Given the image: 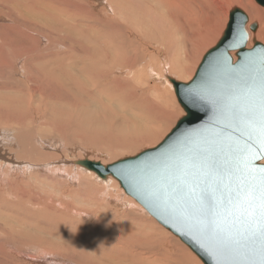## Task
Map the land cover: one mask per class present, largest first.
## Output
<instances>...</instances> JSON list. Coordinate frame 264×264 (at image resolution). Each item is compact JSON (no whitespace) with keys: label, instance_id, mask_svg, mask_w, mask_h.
<instances>
[{"label":"rangeland","instance_id":"obj_1","mask_svg":"<svg viewBox=\"0 0 264 264\" xmlns=\"http://www.w3.org/2000/svg\"><path fill=\"white\" fill-rule=\"evenodd\" d=\"M104 1L105 0H88L86 7L89 13L91 8L90 5H91L92 8L96 10L100 15L99 8L106 6L105 4H102ZM199 2L201 1H198L195 7H190V6L179 7L178 9L180 13L186 14L188 18H186V15H182V17L179 18L178 15V18L176 19L177 22L175 26L172 28L167 23V16L164 17L163 15H160V12H157L149 5L145 7L144 5L141 4L139 0H133L132 2L127 1L125 2V4H123L126 6L123 15H128L131 19H127L129 25L128 27H125L122 24L120 26L125 30L129 28V30L132 31L135 30L134 23L135 24L139 23L141 27H145L148 23H150L148 25V28H144V29L148 30L152 35H154L156 39L152 40L149 39L148 37H145L144 38L145 41L141 43L142 50H140V48H137L138 47L137 43L135 44L134 41L133 42L136 46L130 43L128 44L130 48H127V52L124 54L127 58L130 59V56L132 54H135V47H136V52L140 54L142 57L146 56L147 61L149 63L141 60V62L143 61L144 63V64L141 63L142 65L141 67L143 68L139 67V64L136 63L137 66L136 69H139V71L138 72L134 71V72L137 73V75H139L140 80L137 82L135 79V83L134 85H132V87L135 89L134 91H132L133 97H130V100L127 101V104L124 103L121 104L120 100L113 97L112 99L114 101L112 102L114 106L111 107L115 111H117V109L124 108L125 110L130 112L131 109H134V107H137V105H139L138 110L137 111L135 110V113L140 114V116H142V118L145 120L144 123L147 124L146 129L148 130L159 129L160 131L158 132L156 137L152 139L153 140L152 142L148 141L146 143H142V141H135V140L123 141L121 138H118L116 142L117 143L119 142V144L116 145L90 143L89 140L84 139L85 137L83 135L85 136L88 135V132L91 128H89V130L85 128L84 131L81 130V132H79L78 134L77 133L75 134L74 132L66 131L63 134H55L52 132L51 135H48L45 131H43L41 138H43L44 141L36 140V145L41 146L42 151L46 153H54L55 155L59 156V160H57V162L51 163L52 167H50V169L51 168H52L51 170L54 169L53 173L49 172L50 169L48 168L45 172H41L38 170V173H33L34 171H30V173H28L27 176L25 177H21V175L16 174V177L7 176L6 178H3L5 177L3 171L5 169H0V224H1L0 227L2 228V230H0V249H1L0 251L1 252L3 251L2 253L0 252L1 253L0 264H14L17 261L18 264H41L37 262H30L28 260H23L20 256H18L16 250H19L20 255L23 254L25 257L27 255L26 253H28L29 251L32 252V248H33L32 245L28 242V240L27 241L25 240L30 237L24 238L22 235L17 234L18 233L17 231H20L18 230V228L21 229L24 228L28 232V228L30 230L33 227L38 228L42 226L45 227V229L43 227V230L45 232L43 234L50 236V239L60 244V247L53 248V251L50 252L51 253L50 255L51 258H49L50 264H54L55 261L56 264H66V263L75 264L73 258L75 257V253H67L64 250V247L71 248L73 245H76L79 246V248L83 247L84 249L82 250H85L86 252L88 250L86 248L88 247L97 248L98 246H100V244L103 245L107 244L109 246L106 247V249L108 250V251L105 250L106 252L104 251L101 252L100 250L101 253L105 254V256L103 255L100 257L101 264L102 262L104 263L105 261L106 262L104 264H108V263L110 264V262L111 264L112 263L115 264V262H118V264H137V263L149 264V262L151 264H174V263L183 264L182 262H184L185 260H179V259L176 260L174 258H171L169 256V253L171 252V250H173V248L170 250L165 246H163L164 249L162 252H158V255H151L150 258L147 260V263L139 259H136L134 261L130 260L128 261V263L125 262L124 259L126 260V258L124 254H122V252L123 253L125 252L124 251L125 248L121 247L122 245L119 243L116 246L115 243L117 241L114 240L113 238H112L113 240L110 239L109 236L115 237L118 234L121 235V239H122L123 233L126 232L134 235L135 241L145 236H147V238L151 240L150 233L153 232L154 234H158L160 236L162 234L164 238L169 237L172 240L175 239L174 241H176V243L180 247L183 246L186 247V245L183 244L180 240H178V238L174 236L170 231H168L163 226H161L148 213H145L144 210L140 211L139 209L141 208V206H139L136 203L140 207L139 208L137 207V205L132 204L131 201H135V200L124 193V190L121 188L118 181L115 180L114 178L111 177L113 179V183L110 182L111 184H109L108 186H104L102 182L96 180L95 178L89 177L90 175L88 176L87 173H83V176L84 177L86 176L85 177L86 179L83 177L81 178L79 176L78 177L79 179L73 183L71 180L67 179L65 177L67 175L64 176V172L60 170L61 169H63V171L69 170L70 173L75 175V173H77V170L72 165V161L78 162V160L79 161L92 160V161L101 162L103 165L108 166L113 163H116L119 160L136 156L144 150L158 146L164 140V138L173 130L177 122L183 116H185V112L183 111L176 97L174 87L172 86L173 84L172 85L170 84L171 85L170 86L169 83L166 82V80H162V79L168 78L167 80H170L169 78H172L178 82L179 81L183 83L190 82L194 78L196 71L198 70V67L201 64L204 56L207 54L208 51L213 49L223 37L229 22L230 12L233 8L235 7L241 8L246 12L247 15H250L251 18L250 25L257 22L256 23L258 25L257 31L261 30L260 27L261 25L264 24V8L258 5L255 0H237L238 4H241V6H231L226 4L221 5L220 2L214 1L212 7L208 10L207 8H204L202 5H200ZM220 8L222 9L221 11ZM254 8H256L257 11H255ZM214 10L215 13L212 12ZM163 13L167 15L165 11H163ZM68 14L73 16L74 15L73 10L69 11ZM109 14L113 16L111 13ZM108 15L105 17L101 15L100 16L103 17L104 20L106 21ZM256 15H258V17ZM252 16H254L255 19L258 18L259 20H253ZM6 19L11 20L9 18H0V27H1L0 37L11 39L12 47L10 50H8L7 44H4L3 48L5 52L0 51V58L2 57V54H5V58L7 61L6 63H4L3 66L0 65V83L8 84V86L16 85L18 87V90H21V92L19 93L12 91H4L0 89V95H1L0 96V154L9 163H14L15 159L13 158V154L16 156L17 152L20 150V147L17 146L16 133L12 132L10 133L9 137L2 139L1 133L3 131H5L4 134H7L12 130H19L22 126L30 123L34 119H41L43 123H45L46 120L49 119V117H51L52 119L57 118V119L67 120L65 114L68 115L71 114L70 116H72L77 114L78 110L80 111V113H85L83 119L86 120L88 119L87 115L90 116L89 114H91L90 111L99 109V106L96 104H92L93 107L89 108L86 104L80 105L78 102L74 101L75 99L73 100V98H72L73 101L72 103L70 102L69 105L64 104L66 91L65 90L63 91V89L60 87L57 88L56 87L57 85L55 87H53L54 85H46L40 79L37 72H34V77H35L34 81L36 83V87L30 85V87L28 88L27 83L20 84L25 82L22 78L23 72L17 69L16 74L12 75V71L10 67L13 69L17 68V66L19 67L22 63L23 56L20 57V59H18L13 66L11 62L13 61V59L19 58L18 56L26 54L25 50L27 46L30 47V41L24 38L23 32L18 31L17 27L13 28L12 30H3L2 26L11 23L9 21L6 22ZM182 30L185 31V33H183ZM171 31L174 32L175 36L172 37L169 35ZM249 32L252 37L250 36L248 48L253 47L254 39L264 45V37L256 38V36H254V34L251 31ZM13 33L15 34V36H13L14 35ZM189 34L191 36L187 37ZM253 36L255 37L254 39H252ZM14 37L15 39L17 37L19 38L15 40ZM58 50L63 56L66 55V53H64L65 52L64 48H58ZM62 59H65L64 61L69 60L67 57ZM1 62L2 59L0 60V63ZM127 74H129V72H122L119 74L117 72V75L120 76L121 79H124V77H126ZM18 78L20 79L18 80ZM109 82L110 81L108 80L104 82L100 80V85H99L100 87H98V89L101 90V92H106L111 95L112 94L111 86L109 85ZM127 88L128 86L125 85L124 89ZM33 89H36L37 93H35ZM95 90L96 87L93 86H91L89 89V91L97 92ZM115 92L119 93L118 90L115 91L113 89V93ZM126 92H129V90H126ZM41 93L43 94L42 97H41ZM110 95H108V97ZM81 96L83 97V100L86 99V101H89V97L87 95L84 96V94H82ZM10 97L15 100H22L20 101L21 104L16 105L15 103L9 106L8 109H6V107L10 105L8 102V99ZM103 100L105 103L109 104L105 96L102 97V101ZM105 106L107 110L110 109L108 105ZM64 112L66 113L64 114ZM91 115H93V112ZM147 116L152 117V120L151 121L148 120ZM166 116L171 118V119L168 118L170 121L164 119V117ZM110 118L112 119V116ZM87 124L88 126L90 125V123H85V125ZM30 127L32 128V131H34V128L32 126ZM44 128L46 130L50 129L49 126L48 128L47 127ZM11 135L14 136L13 138L14 141L11 139ZM62 136H65L66 141ZM10 139L13 144L10 143L9 146H6L3 143V145H1V140L9 141ZM53 139L55 140L54 144L50 142ZM67 139H68V143H66ZM53 159H54L53 156L49 158L50 161H52ZM62 161H67V162L66 163L64 162L63 164ZM30 164L36 165V163L33 162ZM22 170H20V173H22ZM35 175H40V177L36 178ZM3 179H7V180H5L4 182ZM81 179L83 180V182L80 183ZM14 181L16 183L15 191H17L21 186L28 190L29 188L34 190L36 189L40 197H44L48 195L47 193H49L52 188L56 187V192L62 195V196L59 195L58 197L61 198L63 206H61L58 202V207H56L57 201H55V199H53L52 201L54 206L56 207L57 210L56 212L60 215L63 221L61 220L56 221L54 220L53 217L48 215L49 213L41 214L39 210L37 209L32 210L29 207H25L26 209L24 211H21L20 209H22V207L18 204L19 201L15 198H12L15 195L12 194L13 195L12 196L10 191L7 190L8 187L13 185L12 183H14ZM3 182L5 185L3 184ZM1 183L3 185H1ZM27 183H29L30 186L23 185ZM34 183H36L37 185ZM56 192L55 195L57 197L58 194ZM34 201L35 203H37L38 199ZM63 201L65 202V204ZM16 204H18V206ZM67 204H69V206ZM71 206L75 210L77 209V212L75 210L73 211L71 209ZM7 207H9V209ZM10 210H12V213L10 212ZM2 216L3 217L6 216L5 217L6 219L3 218ZM13 220H17L18 222L17 221L15 222H17L20 225L16 224ZM3 221L4 224H2ZM21 224L27 226L28 228L21 226ZM156 228H157L156 230L157 232L155 231ZM98 233H100V235H98ZM55 242L53 243L59 246ZM77 242L80 243V245L77 244ZM33 246L35 247V249L37 248L38 250H41L39 248V246L41 245L37 246L36 244H33ZM134 247H136L137 249H141L147 247V244L144 243L143 241H139L134 244ZM113 248L118 249L119 252L116 253V251ZM11 250H13L12 253ZM88 252L89 251H87V253ZM93 252H96V250H94ZM126 252H130V251H126ZM108 254L110 255V257L108 256ZM56 255L62 257L66 256L68 262L59 263L57 259L53 257ZM196 258H197L196 260L199 261L200 264H203L202 261L197 256ZM75 260L76 261L78 260V262H80L81 264H90L88 262L87 263L82 262L81 261L82 257L78 258L76 256ZM95 261L96 259L92 257L91 262L95 264Z\"/></svg>","mask_w":264,"mask_h":264},{"label":"bare ground","instance_id":"obj_2","mask_svg":"<svg viewBox=\"0 0 264 264\" xmlns=\"http://www.w3.org/2000/svg\"><path fill=\"white\" fill-rule=\"evenodd\" d=\"M87 1L88 0H0V18H9L12 20L11 21V20L6 19V22L9 21L11 23H8L5 26H2V29L3 30H12L13 28L17 27L18 31L23 32L24 38L26 40L30 41V47L27 46L26 50H25L26 54L18 56L19 58H15L11 62L12 66H13L17 62V60L23 56L22 63L19 62V63H21V65L19 67L17 66V68H15V69L10 67V69L12 71V75L16 74L17 69L20 70L21 72H23L22 78L25 82L20 83V84L27 83L28 88L30 87V85L36 87V83L34 81V79H35L34 72H37L40 79L46 85H54L53 87H55L57 85L56 86L57 88L60 87L63 89V91L64 90L66 91L64 104L69 105L70 102L71 103L73 102L72 101V98H73V100L75 99L74 101L78 102L80 105L86 104L89 108L93 107L92 104H96L99 106V109L91 110L93 112V115H91L92 112L87 108L91 114H89L90 116L87 115L88 119H86V120L83 119L85 116V113H80V111L78 110V113L75 115H72V116H70L71 114L68 115V114H65L66 112H64L67 120L57 119V118L52 119L51 117H49V119L46 120L45 123H43L41 121V119H34L30 123L22 126L19 130H12L11 132H9L7 134H4L5 131H3L1 133L2 139L9 137L10 133H12V132L16 133L17 146L20 147V150L17 152V155L15 156L13 154V158L15 159L14 163H9L0 154V169H5V170H3L4 174H5V177H3V178H6L7 176L16 177V174L21 175V177H25V176H27L28 173H30V171H34L33 173H38V170L41 172H45L48 168L50 169V167H52L51 166L52 162H57V160H59V156L55 155L54 153H46V152L42 151L41 146L36 145V140H43L44 141V139L41 138L43 131H45L48 135H51L52 132L55 134H63L66 131L74 132L75 134L76 133L78 134L79 132H81V130L84 131L85 128H87L88 130H89V128H91L88 132V135H86V136L83 135L85 137L84 139L89 140L90 143H98V144H104V145L119 144V142L118 143L116 142L118 138H121L123 141L124 140L125 141L135 140V141H142V143H146L148 141L152 142L153 141L152 139L154 137H156V135L160 131L159 129L158 130L157 129H149V130L146 129L147 124L144 123L145 120L142 118V116H140V114L135 113V110L136 111L138 110L139 105H137V107H134V109H131L130 112L125 110L122 107H121L122 109H117V111H115L111 107V106H114V104L112 102V101H114L112 99L113 97L120 100L121 104L122 103L127 104V101L130 100V97H133L132 91H134L135 89L132 87V85H134L135 79L137 82L140 80L139 75H137V73H135V72L139 71V69H136V67H137L136 63H138L139 67H141L142 66L141 63L144 64L143 61H146V62H148V61H147L146 56L142 57L140 54H138L136 52V47H135V54H132L130 56V59L127 58L124 54L127 52V48H130L128 45L129 43L133 44L134 46H136L135 44L137 43V46H138L137 48H140V50H142L141 49V43L145 41L144 40L145 37H148L149 39H152V40L156 39L155 36L152 35L148 30L144 29V28H148V25L150 23H148L145 27H141L139 23L138 24L134 23L135 30H132V31L129 30V28H127V30H125L124 28H122L120 26L121 24L124 25L125 27L129 26L127 19H131V18L128 15H123L124 10L126 9V6L123 4H125V2H127V1L132 2L133 0H105L102 4H105L106 6L99 8L100 15L103 17L107 16L109 13H111L113 15V16H111L109 14L106 21L104 20L103 17H101L98 14V12L96 10H94L92 8L91 5H90V7L92 9L90 8V13H89V11L86 7ZM139 1L145 7H147L149 5L150 7H152L157 12H160V15H163L164 17L167 16V23L169 24V26L171 28L175 26V24L177 22L176 19L178 18V15H179V18H181L182 15H186V14L180 13L178 8L181 6L195 7L196 4L198 3V1H201V2H199L200 5H202L204 8H207V10L212 7V4L214 3V1L220 2L221 5L226 4V5H231V6H241V4H238L237 0H139ZM71 10H73V13H74L73 16L68 14V12ZM221 10L222 9L220 8V11ZM254 10L257 11L256 8H254ZM163 11H165L167 15H165V13H163ZM212 12L215 13V10ZM198 14H199V12H198ZM256 16L258 17V15H256ZM248 17H249V20H251L250 15H248ZM252 17H253V20H259L258 18L255 19L254 16H252ZM186 18H188L187 15H186ZM13 19H14V21H13ZM170 23H172V24H170ZM255 23H257V22H255ZM17 24H19V25H17ZM249 25H250V21H249V24L247 27L248 30H249ZM260 28H261V30H258L257 33L254 34V36H256V38L264 37V24L261 25ZM0 29H1V27H0ZM183 30H185V29H183ZM183 33H185V31H183ZM169 35L172 37L175 36L174 32H172V31L169 33ZM13 36H15V34ZM189 36H191V35L189 34L187 37H189ZM250 36H251V34H250ZM254 36L252 39L255 38ZM10 37H12V36H10ZM187 37H185V38H187ZM17 38H19V37H17ZM14 39H15V37H14ZM133 41L135 42V44ZM11 42H12L11 39H8L5 37H0V43H2V44H0V51L5 52V50L3 48L4 44H7L8 50H10L12 47ZM58 48H64V50H65L64 53H66V55L63 56L60 53V51L58 50ZM65 57H67L69 59V60H67L68 62L64 61L65 59H62ZM1 59H2V62L0 63V65L3 66L4 63L7 62L6 58H5V54H2V57L0 58V60ZM54 59H57V60H54ZM141 60H143V61L141 62ZM148 63H147V65H148ZM141 68H143V67H141ZM120 70H122V71H120ZM46 71H47V74H46ZM117 72H118V74L122 73V72H129V74H127V76L124 77V79H121V77L117 75ZM19 79L20 78H18V80ZM167 79H162V80H166V82L169 83V85L170 84L172 85V82L170 80H167ZM100 80L102 82H104L106 80L110 81L109 85L111 86V93H112L111 95L109 93H106V92H101V90L98 89V87H100L99 86ZM125 85L128 86L127 89H124ZM91 86L96 87L95 91H97V92L89 91ZM0 89H2L4 91H12V92H19V93L21 92V90H18V87L16 85L8 86V84H5V83H0ZM113 89L115 91L118 90L119 93H116V92L113 93ZM126 90H129V92H126ZM33 91L35 93H37L36 89H33ZM63 91H62V93H63ZM82 94H84V96L87 95L89 97V101H86V99H84L85 100L84 101L83 97L81 96ZM159 94H161V93H159ZM108 95H110L109 96L110 98L108 97ZM42 96H43V94L41 93V97ZM103 96H105V98L109 104L105 103L104 100L102 101ZM20 101H22V100H15V99L10 97L8 99V102L10 105H8L6 107V109H8L9 106H11L15 103H16V105L21 104ZM64 104H63V106H64ZM105 105H108L110 109L107 110ZM115 107H117V106H115ZM111 116H112V119L110 118ZM168 118H169L168 116L164 117V119H166L167 121L169 119H171V118H169V119ZM147 119L151 121L152 117L147 116ZM171 122H172V120H171ZM85 123H90V125L89 126H88V124L85 125ZM166 124H167V122H166ZM30 126H32L34 128V131H32V128ZM48 126L50 129L46 130L44 127L48 128ZM62 137L65 139V136H62ZM13 138H14V136L11 135V139L14 141ZM11 139L9 141L8 140L7 141L1 140V145H3V143L6 146H9L10 143L13 144ZM54 141L55 140L53 139L50 142L54 144ZM65 141H66V139H65ZM66 143H68V139H67ZM52 156L54 157V159L52 161H50L49 158ZM18 159L21 161H19ZM24 160H26V161H24ZM88 161H92V160H88ZM5 162H7V163H5ZM26 162H29V163H26ZM32 162L36 163L37 166L30 164ZM62 162L64 164V162L66 163L67 161H62ZM28 164H30V165H28ZM72 165L77 170V173H75V175L70 173L69 170H65V171H63V169H61V170L59 169V170L64 172V176L67 175L65 177L67 179L71 180L73 183L79 179L78 178L79 176L81 178L82 177L85 178L86 176L84 177L83 173H87L88 176L90 175L89 177L95 178L96 180L102 182V184L104 186H108L109 184L113 183V179L111 177H108L106 180H103V179L99 178L94 172H91V171L87 170L86 168H83L82 166L77 165V161H72ZM67 167H69V166H67ZM22 168H23V170H22ZM51 169L49 172L53 173L54 169L53 170H51ZM20 170H22V173H20ZM87 174H84V175H87ZM35 177L39 178L40 175H35ZM30 178H32V177H30ZM3 180L5 182V180H7V179H3ZM81 180H80V183L83 182V180L82 181ZM88 181H90V180H88ZM4 182H3V184H4ZM66 183H68V182H66ZM3 184L1 183V185H3ZM12 184L13 185L8 187L7 190L10 191L11 195L12 194L15 195L12 198H15L19 201L18 204L22 207V209H20L21 211H24L26 209L25 207H29L32 210L33 209L39 210V212L41 214L42 213H47V214L49 213L48 215L53 217L54 220H56V221H59V220L63 221L62 218L60 217V215L56 212L57 211L56 207H58V202L61 206H63L61 198L58 197L60 194H58L56 192V187L52 188L53 190L51 189V191L49 193H47L48 195H46L44 197H40L39 194L37 193L36 189L34 190V189L29 188V190H28V189H25L24 187L21 186L17 191H15V186H16L15 181ZM34 184H36V183H34ZM23 185L24 186H30L29 183L23 184ZM92 187H93V185H92ZM70 189H71V187H70ZM44 191H46V190H44ZM55 192L58 194L57 195L58 198L56 197ZM19 195H21V196H19ZM60 196H62V195H60ZM36 199H38L37 203H35V201H34ZM53 199H55V201H57L56 207L53 204V201H52ZM129 200H132V199H129ZM131 203L134 205L138 204L135 201H131ZM18 204H16V205L18 206ZM64 204H65V202H64ZM67 205L69 206V204H67ZM138 205H137V207L140 206V205L139 206ZM72 206H71V209L74 211L75 209ZM126 206H127V204H126ZM7 208L9 209V207H7ZM12 208H14V207H12ZM141 208L139 210L143 211L144 209L143 208L141 209ZM50 209L53 211H51ZM68 209H66V210H68ZM75 211L77 212V209ZM10 212L12 213V210H10ZM145 213H147V212L145 211ZM5 217H3V218H5ZM13 221L15 222L17 220H13ZM13 221H12V223H13ZM8 222H9V220H8ZM17 222H15V223L18 224ZM2 224H4V221L2 222ZM18 225H20V224H18ZM44 225H45V223H44ZM48 225H50V224H48ZM21 226H24V225L21 224ZM24 227H27V226H24ZM43 227L44 226L38 227V228L33 227L30 230L27 227L28 232L30 234L24 228H22V229L18 228V230H20V231L16 230L18 232L17 233L18 235H22L24 238L30 237V238H27L25 240L26 241L28 240V242L33 247L32 252L29 251L28 253H26L27 255L25 254L26 255L25 257L23 254L20 255L19 250H16L18 256H20L23 260H28L30 262H37V263H41V264H50V259H49V258H51L50 252L53 251V248L60 247V244L58 242H55L54 240L50 239V236H47L46 234L44 235L43 233H45V232L43 230ZM44 229H45V227H44ZM0 230H2L1 227H0ZM156 230H157V228L155 229V231ZM121 233H119V234H121ZM40 234L42 235V237ZM98 235H100V233H98ZM59 236H61V235H59ZM95 236H97V235H95ZM43 237H45V238H43ZM109 237H110V239L113 238L114 240L117 241L115 243L116 246L119 243L122 245L121 247L125 248L124 249L125 252L124 253L122 252V254H124V256L126 258V260L124 259V261L127 263L130 260L134 261L136 259L145 261L147 263V260L150 258L151 255H158V252H162L164 249L163 246H165L166 248H168L170 250L173 248V250H171V252L169 253V256L171 258H174L176 260L177 259L185 260L184 262H182L183 264H200L199 261L196 260L197 258L195 256V254L190 250L189 247H187V246L184 247L183 245H182L183 247H180L176 243V241H174L175 239L172 240L169 237L164 238L162 234L160 236V235L154 234L152 232V233H150L151 240H149L147 238V236H145L143 238L142 237L139 238V240H137V241L134 240V235L126 233V232L123 233L122 239H121V235H118V234L115 237H112V236H109ZM178 240H180V239L178 238ZM139 241H143L144 243H146L147 247L141 248V249H137L136 247H134V244L136 242H139ZM53 242L57 243L59 246L55 245ZM33 244H36L37 246L41 245V246H39V248L41 250H38L37 248L35 249ZM77 244L80 245V243H78V242H77ZM25 245H27V244H25ZM98 245H99V243H98ZM85 247H87V246H85ZM106 247H109V246L107 244L106 245L100 244V246H98L97 248L88 247V248H86V249H88L87 251H89L88 253H87V251L85 252V250H82V249H84L83 247L79 248V246H76V245H73L71 248L64 247V250L67 253H75V257L76 256L78 258L82 257L81 261L84 263L88 262L90 264H93L91 262V258L94 257L96 259L95 264H101L100 263V261H101L100 257L103 255L105 256V254L101 253V252H103V251L106 252L105 251V250H107ZM94 250H96V252H93ZM97 250H98V252H97ZM100 250H101V252H100ZM114 250L116 251V253L119 252V250L116 248ZM12 251L13 250H11V253H12ZM57 251H59V250H57ZM126 251H130V252H126ZM21 253H23V252H21ZM108 256L110 257L109 254H108ZM53 257L55 259H57V261L59 263L68 262V259L66 256L62 257V256L56 255ZM75 257H73L75 264H77V263L81 264L80 262H78V260L77 261L75 260ZM171 258H170V260H171ZM153 260H154V258H153ZM16 263H14V264H16ZM104 263L102 262V264H104ZM54 264H56V261ZM110 264H111V262H110ZM115 264H118V262H115ZM149 264H151V263L149 262Z\"/></svg>","mask_w":264,"mask_h":264},{"label":"water","instance_id":"obj_3","mask_svg":"<svg viewBox=\"0 0 264 264\" xmlns=\"http://www.w3.org/2000/svg\"><path fill=\"white\" fill-rule=\"evenodd\" d=\"M255 1L264 8V0ZM249 21L244 10L233 8L223 37L194 78L188 83L169 78L185 116L158 146L108 166L77 162L103 180H117L203 264L243 262L252 248L245 177L249 168H264V148L246 117L264 82V45L253 40L248 48L249 30L255 34L258 27L253 23L248 30ZM201 196L216 202L218 233L204 228Z\"/></svg>","mask_w":264,"mask_h":264},{"label":"snow or ice","instance_id":"obj_4","mask_svg":"<svg viewBox=\"0 0 264 264\" xmlns=\"http://www.w3.org/2000/svg\"><path fill=\"white\" fill-rule=\"evenodd\" d=\"M256 105L255 110L246 119L258 129L261 148H264V82L261 84ZM256 158L258 157L253 155V159ZM245 183L246 199L249 206L248 218L245 221L247 225L246 234L248 240L252 242V248L243 262H235V264H264V168L256 170L249 168ZM176 191L179 192L180 189L178 188ZM215 206V201H205L204 197L201 196V208L206 213L204 228L210 233H218L219 231L213 212Z\"/></svg>","mask_w":264,"mask_h":264}]
</instances>
